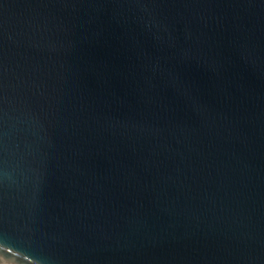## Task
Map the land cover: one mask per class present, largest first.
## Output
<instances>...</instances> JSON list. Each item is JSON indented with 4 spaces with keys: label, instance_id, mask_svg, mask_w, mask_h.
<instances>
[{
    "label": "water",
    "instance_id": "obj_1",
    "mask_svg": "<svg viewBox=\"0 0 264 264\" xmlns=\"http://www.w3.org/2000/svg\"><path fill=\"white\" fill-rule=\"evenodd\" d=\"M0 264H264V0H0Z\"/></svg>",
    "mask_w": 264,
    "mask_h": 264
}]
</instances>
